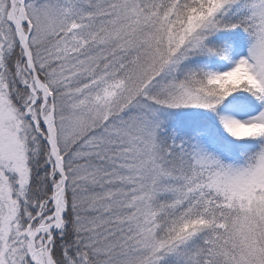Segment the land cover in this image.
Here are the masks:
<instances>
[{
  "label": "snow or ice",
  "instance_id": "1",
  "mask_svg": "<svg viewBox=\"0 0 264 264\" xmlns=\"http://www.w3.org/2000/svg\"><path fill=\"white\" fill-rule=\"evenodd\" d=\"M0 264H264V0H0Z\"/></svg>",
  "mask_w": 264,
  "mask_h": 264
}]
</instances>
